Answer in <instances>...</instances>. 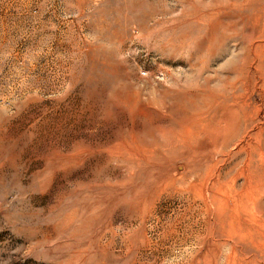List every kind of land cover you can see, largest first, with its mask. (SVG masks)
Here are the masks:
<instances>
[{
    "label": "rangeland",
    "instance_id": "1",
    "mask_svg": "<svg viewBox=\"0 0 264 264\" xmlns=\"http://www.w3.org/2000/svg\"><path fill=\"white\" fill-rule=\"evenodd\" d=\"M0 264H264V0H0Z\"/></svg>",
    "mask_w": 264,
    "mask_h": 264
}]
</instances>
